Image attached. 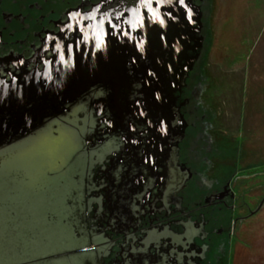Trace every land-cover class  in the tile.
Here are the masks:
<instances>
[{
	"label": "flooded vegetation",
	"instance_id": "af4514ba",
	"mask_svg": "<svg viewBox=\"0 0 264 264\" xmlns=\"http://www.w3.org/2000/svg\"><path fill=\"white\" fill-rule=\"evenodd\" d=\"M204 2L0 0V92L47 83L60 71L80 74L60 117L77 106L76 118L89 110L96 117L80 129L88 161L81 182L98 179L97 191L82 198L95 200L90 208L104 237L99 264H148L149 257L152 264H219L240 220L238 176L211 188L199 181L206 161L191 85L205 49ZM149 8L158 19L132 25L135 10ZM132 71L145 75L135 79ZM83 211L87 217L86 202Z\"/></svg>",
	"mask_w": 264,
	"mask_h": 264
},
{
	"label": "water",
	"instance_id": "95a60500",
	"mask_svg": "<svg viewBox=\"0 0 264 264\" xmlns=\"http://www.w3.org/2000/svg\"><path fill=\"white\" fill-rule=\"evenodd\" d=\"M158 17L155 8L147 13L138 9L131 22L142 26ZM131 42L141 57L142 46L135 45V38ZM75 71L53 73L47 83L19 92H0V152L58 120L64 105L73 101L65 97L80 87ZM131 75L138 79L145 73ZM94 119L89 110L0 159V264H99L103 238L90 229L83 211L88 198H82V192L89 194L91 181L85 186L81 182L88 161L80 129L92 128Z\"/></svg>",
	"mask_w": 264,
	"mask_h": 264
},
{
	"label": "rangeland",
	"instance_id": "374dc122",
	"mask_svg": "<svg viewBox=\"0 0 264 264\" xmlns=\"http://www.w3.org/2000/svg\"><path fill=\"white\" fill-rule=\"evenodd\" d=\"M203 10L205 49L191 85L203 134L198 147L206 161L199 181L211 188L214 180L238 176L233 190L240 220L218 263L264 264V201L250 216L264 200V0H205ZM80 109L75 107L68 117L3 149L0 159L75 118ZM96 185L93 174L88 195L97 191ZM94 203V198L87 199L88 222L91 230L100 231L98 215L90 208ZM118 211L122 220L127 219L124 210Z\"/></svg>",
	"mask_w": 264,
	"mask_h": 264
}]
</instances>
